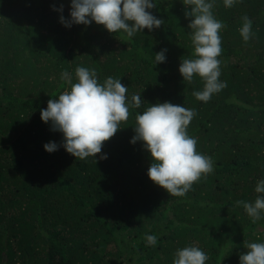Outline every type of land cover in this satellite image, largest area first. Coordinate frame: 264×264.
<instances>
[{
    "label": "trees",
    "instance_id": "16d2710c",
    "mask_svg": "<svg viewBox=\"0 0 264 264\" xmlns=\"http://www.w3.org/2000/svg\"><path fill=\"white\" fill-rule=\"evenodd\" d=\"M153 2L149 11L164 24L129 40L94 21L62 25L71 0H0V264H173L187 246L204 251L206 264H240L246 243L264 242V213L253 223L236 204L264 195L255 192L264 180V0L232 8L215 0L213 13L227 25L218 57L226 87L207 103L192 95L204 82L179 73L181 61L194 58L186 6ZM61 4L62 13L54 10ZM244 15L253 21L247 43ZM162 49L166 61L154 64ZM78 66L95 69L101 83L120 79L129 101L143 100L96 163L43 147L63 136L41 120V109L69 88L62 72L76 82ZM164 102L196 111L188 134L213 160L212 173L183 197L149 179L150 153L130 143L136 114Z\"/></svg>",
    "mask_w": 264,
    "mask_h": 264
},
{
    "label": "clouds",
    "instance_id": "9594fccd",
    "mask_svg": "<svg viewBox=\"0 0 264 264\" xmlns=\"http://www.w3.org/2000/svg\"><path fill=\"white\" fill-rule=\"evenodd\" d=\"M241 2L223 0L226 8ZM182 3L186 6L185 18H192L188 28L194 58L183 59L179 73L188 83L196 76L204 82L203 89L193 91L192 95L207 103L226 87L219 79L218 57L223 51L220 33L227 25L213 13L215 0H182ZM155 6L153 0H71L70 18L61 15L59 22L70 28L73 24L88 26L94 21L109 33H125L130 40L144 29L151 32L164 24L163 19L149 11ZM54 10L62 13L63 5ZM241 19L239 33L247 43L254 36L253 21L247 15ZM166 51L162 49L155 54L154 64L166 61ZM75 77L73 82L68 71L62 72L61 79L69 88L58 99H49L46 109H41V120L50 122L51 130L63 136L61 144L49 141L43 147L49 153L63 147L76 160L94 157L96 163L104 144L127 123L131 109L141 108L143 100L141 94H133L129 101L128 87L120 79L109 76L99 82L95 69L78 66ZM196 115L194 109L164 102L150 105L135 116V135L130 143L142 142L152 160L147 172L149 179L173 197L185 196L195 183L213 171L212 158L197 151V140L187 131ZM99 159H107L106 154ZM255 192L264 194V180L258 181ZM236 204L244 208L253 223L264 213V195H258L254 203L240 200ZM146 241L155 246L157 237L148 235ZM245 247L247 250L239 256L240 264H264V242L246 243ZM208 260L209 256L198 246H187L176 251L173 264H206Z\"/></svg>",
    "mask_w": 264,
    "mask_h": 264
}]
</instances>
